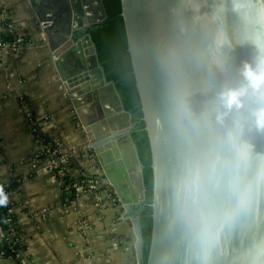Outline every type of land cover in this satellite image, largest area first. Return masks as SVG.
<instances>
[{
	"label": "water",
	"instance_id": "95a60500",
	"mask_svg": "<svg viewBox=\"0 0 264 264\" xmlns=\"http://www.w3.org/2000/svg\"><path fill=\"white\" fill-rule=\"evenodd\" d=\"M66 97L85 134V148L102 170L132 225L127 236L142 261L138 215L145 200L142 164L131 136V113L107 80L86 30L102 22V0H28ZM127 51L149 142L152 170L151 233L145 264H199L174 218L175 180L184 162L210 166L226 151L229 122L218 94L246 81L256 68L251 39L264 32V0H120ZM80 31L77 36L76 33ZM264 152V132L255 139ZM71 154V149L63 144ZM71 158L75 161L74 156ZM222 161H217V164ZM264 240V184L251 204L225 219L208 264H264L252 245ZM22 255L26 258L24 253Z\"/></svg>",
	"mask_w": 264,
	"mask_h": 264
},
{
	"label": "crops",
	"instance_id": "0c3cea01",
	"mask_svg": "<svg viewBox=\"0 0 264 264\" xmlns=\"http://www.w3.org/2000/svg\"><path fill=\"white\" fill-rule=\"evenodd\" d=\"M9 33L32 44L0 49V181L18 182L11 198L24 254L30 264H133V243L127 236L132 225L123 219L112 187L102 182L92 154L76 158L70 171L73 176L100 175L98 189L80 197H68L50 173L31 172L29 161L42 139L81 151L85 134L48 62L28 0H0V40ZM0 264L16 260L0 258Z\"/></svg>",
	"mask_w": 264,
	"mask_h": 264
},
{
	"label": "clouds",
	"instance_id": "9594fccd",
	"mask_svg": "<svg viewBox=\"0 0 264 264\" xmlns=\"http://www.w3.org/2000/svg\"><path fill=\"white\" fill-rule=\"evenodd\" d=\"M250 42L257 53L256 68L246 63V83L218 94L220 106L229 113H239L247 103V116L237 115L229 122L224 132L227 150H216L210 166L188 159L175 180L174 218L199 264H208L222 222L248 207L264 184V152L257 151L255 144L257 135L264 132V32ZM7 202L0 185V205ZM252 247L257 257H264V240Z\"/></svg>",
	"mask_w": 264,
	"mask_h": 264
},
{
	"label": "trees",
	"instance_id": "16d2710c",
	"mask_svg": "<svg viewBox=\"0 0 264 264\" xmlns=\"http://www.w3.org/2000/svg\"><path fill=\"white\" fill-rule=\"evenodd\" d=\"M106 11V18L99 23L92 24L86 32L91 36L98 55V60L103 67L104 74L107 80L113 81L118 93L120 94L124 108L131 113V136L137 148L138 156L142 164V172L145 184V200L141 203L142 209L139 212L138 223L142 235V261L145 264L148 253L151 233V202H152V170L150 168L151 157L149 142L142 120V112L140 109V101L135 86V79L132 72L129 53L127 51V40L124 28L123 18L121 16L120 0H102ZM6 41H12L13 36L4 38ZM47 140V139H46ZM92 159L99 167L95 157ZM75 161L70 157V167H74ZM74 178V179H73ZM87 180L93 179L100 181L98 174L84 175L80 173L73 176L70 173L69 177H65V183L72 180ZM17 181L12 179L7 182H1L4 192L8 197L6 205H0V228L4 232V237L0 240V258H13L16 264H22L21 259H25L27 264H30L29 258L22 255L25 252L24 247L17 239V232L20 228L17 214L14 212L15 202L11 198L12 190L15 189ZM61 188H63L61 186ZM63 190V189H62ZM64 191V190H63ZM68 197L74 195L72 190H67ZM116 199V203L119 201ZM12 209V211H10ZM9 218V222L5 219Z\"/></svg>",
	"mask_w": 264,
	"mask_h": 264
},
{
	"label": "built area",
	"instance_id": "2783aa9c",
	"mask_svg": "<svg viewBox=\"0 0 264 264\" xmlns=\"http://www.w3.org/2000/svg\"><path fill=\"white\" fill-rule=\"evenodd\" d=\"M31 42H28L23 35H17L13 37L12 41L0 40V49L15 50L23 46H30ZM29 120L33 118L28 114ZM41 147L33 154L29 161L31 172L35 173H50L52 177L62 186L64 191L72 190L76 197H80L84 193L95 192L98 189L99 181L93 179L87 180H72L65 183L64 178L70 176V157L71 154L74 159L80 158L83 154H88V148L82 149L85 152L75 151L71 149V154L68 150L59 142H54L46 139H42ZM100 176V175H98ZM74 179V178H73ZM12 211V209H10ZM9 218L5 219V222H9ZM4 237V232L0 228V240ZM22 264H27L25 259H21Z\"/></svg>",
	"mask_w": 264,
	"mask_h": 264
},
{
	"label": "flooded vegetation",
	"instance_id": "af4514ba",
	"mask_svg": "<svg viewBox=\"0 0 264 264\" xmlns=\"http://www.w3.org/2000/svg\"><path fill=\"white\" fill-rule=\"evenodd\" d=\"M80 34V31H78L77 33H76V35L78 36ZM142 209V205H141V203H139V204H137V205H134L133 207H132V212L134 213V214H136V215H138L139 216V212H140V210Z\"/></svg>",
	"mask_w": 264,
	"mask_h": 264
},
{
	"label": "rangeland",
	"instance_id": "374dc122",
	"mask_svg": "<svg viewBox=\"0 0 264 264\" xmlns=\"http://www.w3.org/2000/svg\"><path fill=\"white\" fill-rule=\"evenodd\" d=\"M83 138L85 139V137H83ZM81 148H84L83 145L81 146ZM84 151H85V149H84ZM88 154L91 156L92 152L89 151Z\"/></svg>",
	"mask_w": 264,
	"mask_h": 264
}]
</instances>
